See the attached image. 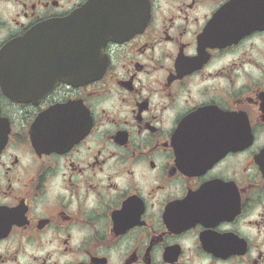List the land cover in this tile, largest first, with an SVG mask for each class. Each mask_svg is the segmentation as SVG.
<instances>
[{
    "label": "flooded vegetation",
    "instance_id": "af4514ba",
    "mask_svg": "<svg viewBox=\"0 0 264 264\" xmlns=\"http://www.w3.org/2000/svg\"><path fill=\"white\" fill-rule=\"evenodd\" d=\"M0 264H264V0H0Z\"/></svg>",
    "mask_w": 264,
    "mask_h": 264
},
{
    "label": "water",
    "instance_id": "95a60500",
    "mask_svg": "<svg viewBox=\"0 0 264 264\" xmlns=\"http://www.w3.org/2000/svg\"><path fill=\"white\" fill-rule=\"evenodd\" d=\"M17 56L16 43L9 44L0 54V73L12 71L16 66Z\"/></svg>",
    "mask_w": 264,
    "mask_h": 264
}]
</instances>
